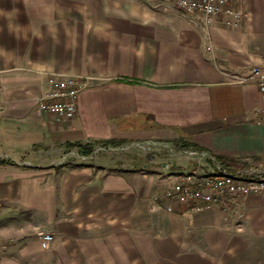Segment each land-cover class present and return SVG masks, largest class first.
I'll return each mask as SVG.
<instances>
[{"label": "crops", "instance_id": "obj_1", "mask_svg": "<svg viewBox=\"0 0 264 264\" xmlns=\"http://www.w3.org/2000/svg\"><path fill=\"white\" fill-rule=\"evenodd\" d=\"M16 1L23 9L24 0ZM239 5L247 15L240 29L219 21L205 27L146 0H32L31 20H13L7 8L10 18L0 20V160L8 161L0 163L2 246L15 247L24 229L33 230L24 226L23 208L34 186L54 180L61 150L88 157L78 145L113 140L144 146L139 156L108 165L111 174L98 170L90 179L111 202L117 257L127 254V264L137 254L147 264H264V193L243 199L240 221L218 208L198 213L176 203L173 212L150 211L148 201L177 173L208 169L212 160L235 173L264 159L258 88L228 77L249 66L264 70V0ZM50 72L91 78L71 120L37 111ZM191 150L198 155L188 156ZM104 163L75 168L93 174ZM54 216L48 212L47 230Z\"/></svg>", "mask_w": 264, "mask_h": 264}, {"label": "rangeland", "instance_id": "obj_2", "mask_svg": "<svg viewBox=\"0 0 264 264\" xmlns=\"http://www.w3.org/2000/svg\"><path fill=\"white\" fill-rule=\"evenodd\" d=\"M0 5V20H7V8L11 9L13 20L21 17L23 20L32 19V0H24L23 9L19 7L20 1L16 0H0ZM134 147L130 144L94 145L88 157H81V152L74 148L61 150L56 159L54 180L46 177L39 186H34V199L28 202L30 208H23L24 226L33 230L24 229L23 239L17 241L15 247H11L12 241L4 246L0 244V264H127V254L117 257L113 252V246L120 239L117 241L118 234L111 233V214L107 213L111 211V202L102 201L101 196H97L99 186L90 185V179L98 170H101L99 176L111 174L108 165H115L119 159L127 160L128 156H139L144 150L142 144ZM97 161L106 162L105 168H96L93 174L75 168L79 164L94 165ZM155 196L160 204L166 203L163 195L156 192L148 198L150 211H159L152 209ZM97 208L102 209L104 215L98 214ZM53 211L55 216L50 220H54L55 228L51 231L45 226L48 212L51 214ZM89 211L92 212L91 217L86 215ZM97 224L102 226L92 227ZM40 240L45 245L51 243L50 249H42ZM123 244L126 245L125 240ZM136 260V264H147L141 255L138 257L137 254Z\"/></svg>", "mask_w": 264, "mask_h": 264}, {"label": "built area", "instance_id": "obj_3", "mask_svg": "<svg viewBox=\"0 0 264 264\" xmlns=\"http://www.w3.org/2000/svg\"><path fill=\"white\" fill-rule=\"evenodd\" d=\"M146 1L157 3L163 11L175 10L185 15H192L205 27H209L214 21H219L224 28L240 29L247 16L240 8L241 0ZM228 77L232 84L247 82L256 84L262 102L258 114L264 128V70L259 66H249L243 73L228 74ZM90 82V77L48 73L47 91L39 99L37 111L58 120H71L77 113L78 96L89 87ZM187 155L194 157L198 153L191 150ZM212 161L214 164V160ZM213 164L205 170L195 167L177 173L162 196L166 203L160 204L155 196L152 209L173 212L175 203L198 213L218 208L224 214V219L232 215L235 221L242 220L243 199L249 195L264 193V159L257 161L256 167L247 172L231 173Z\"/></svg>", "mask_w": 264, "mask_h": 264}, {"label": "trees", "instance_id": "obj_4", "mask_svg": "<svg viewBox=\"0 0 264 264\" xmlns=\"http://www.w3.org/2000/svg\"><path fill=\"white\" fill-rule=\"evenodd\" d=\"M119 143H120V142L113 141V140H107V141H105V142H101L102 145H117V144H119ZM120 144H121V143H120ZM78 147L81 148V150H82V154H83V155L88 156V155H90L91 152H92V149H91L90 146H84V147H82V146L78 145ZM5 162H8V161H3V160L1 161V160H0V163H5Z\"/></svg>", "mask_w": 264, "mask_h": 264}]
</instances>
